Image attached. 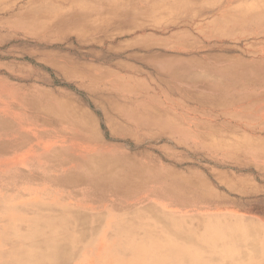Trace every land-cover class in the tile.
<instances>
[{"label": "rangeland", "instance_id": "rangeland-1", "mask_svg": "<svg viewBox=\"0 0 264 264\" xmlns=\"http://www.w3.org/2000/svg\"><path fill=\"white\" fill-rule=\"evenodd\" d=\"M0 157V192L110 260L135 224L264 264V0H0Z\"/></svg>", "mask_w": 264, "mask_h": 264}, {"label": "bare ground", "instance_id": "bare-ground-1", "mask_svg": "<svg viewBox=\"0 0 264 264\" xmlns=\"http://www.w3.org/2000/svg\"><path fill=\"white\" fill-rule=\"evenodd\" d=\"M1 163L0 157V167ZM83 191H95V188L84 186ZM53 212L52 208L41 203L19 204L9 193L0 192V264H181L186 258L195 264H204L209 259L198 252L189 255L186 251L163 249L162 241L150 240V235L135 224H122L110 236V246L116 258L110 260L102 252L103 245L97 239L95 243L80 239L69 242ZM142 231L145 233L144 239L141 238ZM212 231L207 244L212 254L219 255L222 264H262V259L251 258L249 262L241 259L242 254L251 253L253 248L259 249V246L244 244L241 250L229 242L217 244L213 235L217 232ZM231 233L234 231H229V238ZM138 238L143 246L141 248ZM222 240L229 239L226 237ZM153 243L161 245L157 244L156 248L151 249ZM260 244L264 253V244ZM73 257L72 263H68Z\"/></svg>", "mask_w": 264, "mask_h": 264}]
</instances>
